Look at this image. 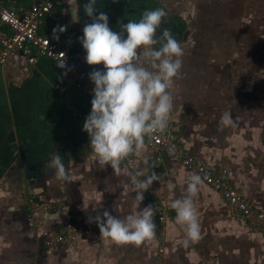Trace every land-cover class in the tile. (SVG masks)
<instances>
[{"label": "crops", "instance_id": "obj_1", "mask_svg": "<svg viewBox=\"0 0 264 264\" xmlns=\"http://www.w3.org/2000/svg\"><path fill=\"white\" fill-rule=\"evenodd\" d=\"M86 2L77 0L79 21L73 22L76 6L57 0L52 16L41 20L39 31L54 39L53 29L66 26L54 40L67 42L76 61L91 72L103 70V65L86 63L78 39L84 24L91 23L83 9ZM30 3L14 0L22 9ZM188 6L193 7V2L97 0L94 15L106 13L109 27L119 31L121 23L138 20L145 10L163 8L167 16L161 30L170 29L186 52L189 20L183 19ZM0 29L9 32L1 24ZM188 56L184 53L182 60ZM208 71L183 64L175 78L169 120L178 126L176 138L214 171L227 168L230 184L248 202L264 208V113L241 112L230 95H223L221 86L216 95L214 80L205 79ZM91 99L47 57H38L32 64H23L19 58L0 64V264H264V232L232 214L220 195L203 182L194 200L202 239L184 245V230L176 224L170 204L183 195L185 177L191 173L159 149L145 146L141 155H130L122 161L120 174L101 167L82 130ZM226 112L233 126H222ZM53 155H59L71 181L57 179L48 167ZM145 168L160 177L140 205L152 204L156 210L155 238L140 246L104 238L92 218L105 210L119 218L133 212L135 192L127 173ZM22 182L28 185L32 200L49 208L30 210L23 204ZM169 182L176 185L173 191L166 187ZM67 222L77 229L76 245L55 249L46 245L44 231Z\"/></svg>", "mask_w": 264, "mask_h": 264}, {"label": "clouds", "instance_id": "obj_2", "mask_svg": "<svg viewBox=\"0 0 264 264\" xmlns=\"http://www.w3.org/2000/svg\"><path fill=\"white\" fill-rule=\"evenodd\" d=\"M76 6L71 13L73 22L79 21L77 0H67ZM97 0H87L84 12L91 18L85 23L79 41L85 51L88 65H103V70H92L88 75L94 84L91 89V111L86 116L82 130L89 136V145L101 167H110L116 174L121 163L130 155H141L145 150V137L163 134L169 124L174 97L171 89L183 66L184 49L170 29L161 30L167 16L163 8L145 10L138 20L121 23L119 31L109 27L108 15L98 12ZM66 26L53 29L54 39ZM159 31V35H158ZM64 54V53H63ZM65 56V54H64ZM64 69L66 59L57 61ZM223 127L233 126L230 113L221 116ZM145 163L147 160L145 159ZM48 167L57 179L71 181L59 155H53ZM135 192L136 208L123 218L103 211L92 218L100 234L117 244L140 246L155 238L156 210L152 204L140 207L144 193L160 177L149 168L138 173H127ZM142 177V178H141ZM186 187L179 198L172 200L175 222L185 233L184 245L202 239L201 226L194 204L198 197L202 177L192 173L185 177ZM173 191L176 185H166Z\"/></svg>", "mask_w": 264, "mask_h": 264}, {"label": "built area", "instance_id": "obj_3", "mask_svg": "<svg viewBox=\"0 0 264 264\" xmlns=\"http://www.w3.org/2000/svg\"><path fill=\"white\" fill-rule=\"evenodd\" d=\"M56 2L57 0H31L29 7L22 9L16 7L14 0H7V4L0 0V24L9 30L7 32L0 29V64L13 58H19L23 64H32L38 57H47L57 65V61L63 56L66 59L63 70L73 78L75 88L92 96L91 89L94 84L89 79L90 72L76 61L70 45L39 31L41 20L52 16ZM177 132L178 126L169 120L168 128L163 134L145 137V146L159 149L179 161L191 174H199L202 182L220 195L232 214L242 217L250 226L264 232V208L248 202L230 184L227 168L214 171L207 163L185 150L176 138ZM20 190L21 200L30 210L49 208V204L32 200L25 182L20 184ZM159 219H163L162 214ZM44 238L46 245L54 249L73 247L77 243L78 233L75 225L67 222L44 231Z\"/></svg>", "mask_w": 264, "mask_h": 264}, {"label": "rangeland", "instance_id": "obj_4", "mask_svg": "<svg viewBox=\"0 0 264 264\" xmlns=\"http://www.w3.org/2000/svg\"><path fill=\"white\" fill-rule=\"evenodd\" d=\"M183 2H193L183 64L208 68L216 95L223 87L241 112L264 113V0Z\"/></svg>", "mask_w": 264, "mask_h": 264}]
</instances>
